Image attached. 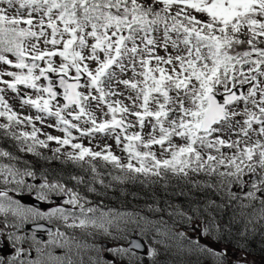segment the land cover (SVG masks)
<instances>
[{
  "label": "snow or ice",
  "instance_id": "6c2138e0",
  "mask_svg": "<svg viewBox=\"0 0 264 264\" xmlns=\"http://www.w3.org/2000/svg\"><path fill=\"white\" fill-rule=\"evenodd\" d=\"M253 242L264 0H0V264H256Z\"/></svg>",
  "mask_w": 264,
  "mask_h": 264
},
{
  "label": "trees",
  "instance_id": "16d2710c",
  "mask_svg": "<svg viewBox=\"0 0 264 264\" xmlns=\"http://www.w3.org/2000/svg\"><path fill=\"white\" fill-rule=\"evenodd\" d=\"M252 248H253V251L249 255L260 258V259H264V251H262L261 249L257 247L256 242H253Z\"/></svg>",
  "mask_w": 264,
  "mask_h": 264
},
{
  "label": "rangeland",
  "instance_id": "374dc122",
  "mask_svg": "<svg viewBox=\"0 0 264 264\" xmlns=\"http://www.w3.org/2000/svg\"><path fill=\"white\" fill-rule=\"evenodd\" d=\"M53 134H56V133H53ZM216 247H220V245H216ZM248 258H249V260H255L256 264H264V259L253 257L251 255H249Z\"/></svg>",
  "mask_w": 264,
  "mask_h": 264
}]
</instances>
